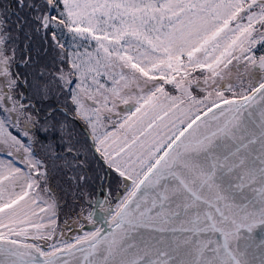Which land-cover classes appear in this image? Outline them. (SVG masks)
Instances as JSON below:
<instances>
[{"label":"snow or ice","instance_id":"obj_1","mask_svg":"<svg viewBox=\"0 0 264 264\" xmlns=\"http://www.w3.org/2000/svg\"><path fill=\"white\" fill-rule=\"evenodd\" d=\"M257 228L264 0H0V264H264Z\"/></svg>","mask_w":264,"mask_h":264},{"label":"water","instance_id":"obj_2","mask_svg":"<svg viewBox=\"0 0 264 264\" xmlns=\"http://www.w3.org/2000/svg\"><path fill=\"white\" fill-rule=\"evenodd\" d=\"M91 225H88L87 228H89ZM257 233V239H259V236L264 235V231H262L261 229L257 228L256 230Z\"/></svg>","mask_w":264,"mask_h":264},{"label":"rangeland","instance_id":"obj_3","mask_svg":"<svg viewBox=\"0 0 264 264\" xmlns=\"http://www.w3.org/2000/svg\"><path fill=\"white\" fill-rule=\"evenodd\" d=\"M102 163V162H101ZM65 211H67V209H65ZM64 219H66V217L63 215V214H61V216H60V220L58 221V224H62L63 223V221H64ZM91 227L92 226H90L89 228H87L88 230H91Z\"/></svg>","mask_w":264,"mask_h":264}]
</instances>
